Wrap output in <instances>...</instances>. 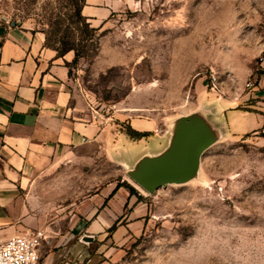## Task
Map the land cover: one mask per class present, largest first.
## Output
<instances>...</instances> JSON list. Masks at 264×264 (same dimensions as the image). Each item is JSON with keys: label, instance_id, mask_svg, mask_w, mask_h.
I'll list each match as a JSON object with an SVG mask.
<instances>
[{"label": "rangeland", "instance_id": "rangeland-1", "mask_svg": "<svg viewBox=\"0 0 264 264\" xmlns=\"http://www.w3.org/2000/svg\"><path fill=\"white\" fill-rule=\"evenodd\" d=\"M130 1L92 31L76 21L74 0H0V23L39 30L56 51L66 44L78 50L66 87L104 129L32 185L47 209L38 228L54 240L46 249L59 247V229L51 227H59L69 202L82 213L100 189L123 182L140 189L131 173L147 152L133 129L172 137L184 119L214 139L185 180L146 194V226L116 239L108 232L104 240L62 232L76 248L61 257L87 264H264V0ZM236 110L245 132L232 129ZM122 134L128 142L118 146Z\"/></svg>", "mask_w": 264, "mask_h": 264}, {"label": "crops", "instance_id": "crops-1", "mask_svg": "<svg viewBox=\"0 0 264 264\" xmlns=\"http://www.w3.org/2000/svg\"><path fill=\"white\" fill-rule=\"evenodd\" d=\"M130 6V0H84L80 12L98 28L113 13ZM73 57L72 50L59 56L45 44V34L39 30L25 24L0 23V241L39 227V217L47 210L39 205L32 188L39 173L104 135L94 116L80 111L66 87L67 63ZM241 114L239 110L231 113V125L233 130L245 132ZM244 116L252 114L246 112ZM152 130L147 129V137L138 135L136 143L138 147L145 144L144 154L161 156L169 151L173 138L153 134ZM125 142L128 140L122 134L118 146ZM138 192L147 198V193ZM87 201L91 208L82 213L71 201L65 217L59 214V227H51L53 231L59 229V247L46 249L54 241L46 234L47 241L40 249L41 264H87L84 258L61 257L64 250L76 248L73 242L64 241L62 232L68 233L67 239L83 232L104 240L116 223L115 230L109 232L116 239L136 234L149 221L147 199L139 200L123 186L100 189Z\"/></svg>", "mask_w": 264, "mask_h": 264}, {"label": "water", "instance_id": "water-1", "mask_svg": "<svg viewBox=\"0 0 264 264\" xmlns=\"http://www.w3.org/2000/svg\"><path fill=\"white\" fill-rule=\"evenodd\" d=\"M177 136L174 147L151 164L131 173L143 192L153 194L160 186L185 180L207 144L205 131L198 124H190ZM140 190V189H139Z\"/></svg>", "mask_w": 264, "mask_h": 264}, {"label": "built area", "instance_id": "built-area-1", "mask_svg": "<svg viewBox=\"0 0 264 264\" xmlns=\"http://www.w3.org/2000/svg\"><path fill=\"white\" fill-rule=\"evenodd\" d=\"M211 84L217 83L215 76ZM47 241L44 229L37 228L18 233L0 241V264H41L40 249Z\"/></svg>", "mask_w": 264, "mask_h": 264}, {"label": "trees", "instance_id": "trees-1", "mask_svg": "<svg viewBox=\"0 0 264 264\" xmlns=\"http://www.w3.org/2000/svg\"><path fill=\"white\" fill-rule=\"evenodd\" d=\"M84 3V0H74V4H75V17H76V21L78 22H84V26L86 28H89L90 27V23L86 20V18L84 16H82L81 12H80V8L82 6V4ZM90 30L94 31L96 28L94 27H90L89 28ZM70 50H74V57L72 59V63H77L78 59L80 58V54L78 52L77 49H75L74 47H72L71 45H68L66 44L63 49L57 51V54L59 56H63L67 51H70ZM69 65V63H67ZM246 111H249L246 109ZM133 133L134 134H137V135H141V136H145V133H141V132H138V131H135L133 130ZM117 186H124L131 194H135L137 195L138 199L139 200H145L146 198L143 197L139 192L138 190L133 187L132 185H130L129 183H126V182H123L122 184H117ZM116 228V223H114L110 228H109V232H112L113 230H115Z\"/></svg>", "mask_w": 264, "mask_h": 264}, {"label": "bare ground", "instance_id": "bare-ground-1", "mask_svg": "<svg viewBox=\"0 0 264 264\" xmlns=\"http://www.w3.org/2000/svg\"><path fill=\"white\" fill-rule=\"evenodd\" d=\"M187 125H189V124L186 123V121L184 119H179L178 121H176L174 128H173V135H172L173 143L168 150H171L174 147L177 136L180 135L184 131V129L186 128ZM198 125L201 126L203 129L205 128L200 124H198ZM204 130H206L205 131L206 142H210L211 140H213L214 136L211 133V131L209 129H204ZM208 134H209V136H208ZM158 157L159 156L153 157V156H149V155H144L138 161L137 169L140 170V169L146 167L147 165L151 164Z\"/></svg>", "mask_w": 264, "mask_h": 264}]
</instances>
